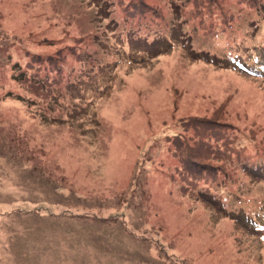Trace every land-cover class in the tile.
Returning <instances> with one entry per match:
<instances>
[{"label": "rangeland", "instance_id": "obj_1", "mask_svg": "<svg viewBox=\"0 0 264 264\" xmlns=\"http://www.w3.org/2000/svg\"><path fill=\"white\" fill-rule=\"evenodd\" d=\"M0 264H264V0H0Z\"/></svg>", "mask_w": 264, "mask_h": 264}]
</instances>
